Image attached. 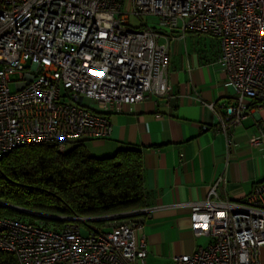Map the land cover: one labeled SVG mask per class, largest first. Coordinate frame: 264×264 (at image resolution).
<instances>
[{
  "label": "built area",
  "instance_id": "obj_1",
  "mask_svg": "<svg viewBox=\"0 0 264 264\" xmlns=\"http://www.w3.org/2000/svg\"><path fill=\"white\" fill-rule=\"evenodd\" d=\"M186 33L217 40L216 63L234 92L222 113L208 106L212 129L227 136L251 111L264 114V0H0V160L26 146L106 140L109 115L169 99V45ZM263 142L260 133L250 145ZM221 182L190 203V230L209 242L173 264H260L264 178L239 201L218 197ZM152 211L38 216L61 227L0 217V252L17 264H144Z\"/></svg>",
  "mask_w": 264,
  "mask_h": 264
},
{
  "label": "crops",
  "instance_id": "obj_2",
  "mask_svg": "<svg viewBox=\"0 0 264 264\" xmlns=\"http://www.w3.org/2000/svg\"><path fill=\"white\" fill-rule=\"evenodd\" d=\"M217 40L186 33L169 45L170 98H149L109 115L112 131L106 140L84 142L97 158L122 149L141 153L145 206L153 208L143 233L148 255L144 264H173L172 257L190 254L209 240L190 230V203L203 201L219 178L220 199L242 200L264 178V114L251 111L225 136L212 126L220 104L233 102V89L217 65ZM199 99L201 102H199ZM202 126L209 127L202 131ZM264 264V248L260 252Z\"/></svg>",
  "mask_w": 264,
  "mask_h": 264
},
{
  "label": "trees",
  "instance_id": "obj_3",
  "mask_svg": "<svg viewBox=\"0 0 264 264\" xmlns=\"http://www.w3.org/2000/svg\"><path fill=\"white\" fill-rule=\"evenodd\" d=\"M0 203L52 216L102 217L145 206L141 153L122 149L112 156H91L84 142L59 150L55 144L26 146L0 160ZM1 218L53 227L60 220L41 218L0 205ZM101 227L102 222H96ZM0 264H17L0 252Z\"/></svg>",
  "mask_w": 264,
  "mask_h": 264
},
{
  "label": "rangeland",
  "instance_id": "obj_4",
  "mask_svg": "<svg viewBox=\"0 0 264 264\" xmlns=\"http://www.w3.org/2000/svg\"><path fill=\"white\" fill-rule=\"evenodd\" d=\"M137 25V22L135 21V20H133V19H130V26L131 27H135ZM14 79H16V76H12V80H14ZM10 89H11V91H13L14 90V87L13 86H10ZM84 104L85 105H90V102L89 101H87V100H85L84 101ZM72 146V144H68V145H66L65 146V148L64 149H66V148H69V147H71ZM38 217V216H37ZM36 222H40L38 219L36 220ZM89 224L91 225V226H96V227H98V225L96 224V222H89ZM81 233L83 234V235H86L87 234V229L84 227V225H82L81 224Z\"/></svg>",
  "mask_w": 264,
  "mask_h": 264
},
{
  "label": "water",
  "instance_id": "obj_5",
  "mask_svg": "<svg viewBox=\"0 0 264 264\" xmlns=\"http://www.w3.org/2000/svg\"><path fill=\"white\" fill-rule=\"evenodd\" d=\"M0 205L2 206H5V207H9V208H12V209H15V210H18L20 212H24V213H27V214H32V215H36V216H48V215H44V214H40V213H36V212H32V211H28V210H25V209H21V208H17V207H13V206H10V205H6V204H3V203H0Z\"/></svg>",
  "mask_w": 264,
  "mask_h": 264
}]
</instances>
